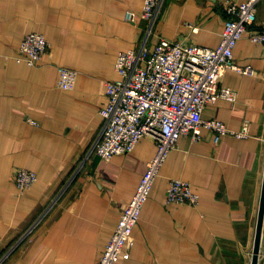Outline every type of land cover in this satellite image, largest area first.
I'll list each match as a JSON object with an SVG mask.
<instances>
[{
    "label": "crops",
    "instance_id": "obj_1",
    "mask_svg": "<svg viewBox=\"0 0 264 264\" xmlns=\"http://www.w3.org/2000/svg\"><path fill=\"white\" fill-rule=\"evenodd\" d=\"M145 0H0V264H97L157 151L143 137L110 161L86 155L100 133L105 83L115 79L120 50L138 48L149 22ZM224 0H165L148 38L217 47ZM133 11L134 19H127ZM253 30L264 29V0ZM30 32L50 41L36 65L18 61ZM234 58L253 73L228 69L220 78L238 99L205 106L203 117L249 136L215 140L203 128L184 134L143 207L130 257L117 264H251L264 180V43L239 40ZM59 66L78 71L75 87L59 86ZM38 180L21 192L16 171ZM200 194L197 207L166 202L169 180ZM40 218L39 223L30 227ZM258 264H264V225Z\"/></svg>",
    "mask_w": 264,
    "mask_h": 264
},
{
    "label": "built area",
    "instance_id": "obj_2",
    "mask_svg": "<svg viewBox=\"0 0 264 264\" xmlns=\"http://www.w3.org/2000/svg\"><path fill=\"white\" fill-rule=\"evenodd\" d=\"M260 1L224 0L227 17L221 43L209 47L165 37L151 45L148 38L165 0H145L142 16L149 22L146 38L138 48L120 50L116 55L117 77L106 81V102L100 109L104 124L86 159L96 153L110 161L118 154L132 152L143 137L153 138L157 151L148 161L136 192L124 206L97 264H117L130 257L143 207L163 164L178 146L182 135L190 134L194 141H199L203 138V128L212 130L216 141L227 134L250 135L248 121L242 129L234 130L222 120L204 118L203 111L207 104L221 98L234 102L238 99L234 88L220 83L225 71L254 72L252 66H241L236 62L234 49L244 37L264 43V29L252 28L257 21ZM127 19H134L133 11H128ZM50 45L43 33L30 32L18 47L16 58L36 65L49 52ZM59 72V86L73 89L78 71L59 66ZM15 179L18 189L24 192L35 184L38 174L20 168ZM166 202L197 207L200 194L190 181L173 177L168 183Z\"/></svg>",
    "mask_w": 264,
    "mask_h": 264
},
{
    "label": "water",
    "instance_id": "obj_3",
    "mask_svg": "<svg viewBox=\"0 0 264 264\" xmlns=\"http://www.w3.org/2000/svg\"><path fill=\"white\" fill-rule=\"evenodd\" d=\"M263 225H264V180H263V188L261 195V204H260L259 219H258L257 232L255 238L254 252H253V258L251 264H258L259 261Z\"/></svg>",
    "mask_w": 264,
    "mask_h": 264
},
{
    "label": "rangeland",
    "instance_id": "obj_4",
    "mask_svg": "<svg viewBox=\"0 0 264 264\" xmlns=\"http://www.w3.org/2000/svg\"><path fill=\"white\" fill-rule=\"evenodd\" d=\"M39 221H40V218L37 219V220L33 223V225L30 227V229L33 228V226H36V225L39 223Z\"/></svg>",
    "mask_w": 264,
    "mask_h": 264
}]
</instances>
